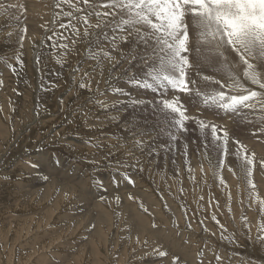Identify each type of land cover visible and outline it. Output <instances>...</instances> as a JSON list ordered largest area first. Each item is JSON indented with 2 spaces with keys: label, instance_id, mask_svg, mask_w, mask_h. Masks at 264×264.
<instances>
[{
  "label": "rangeland",
  "instance_id": "1",
  "mask_svg": "<svg viewBox=\"0 0 264 264\" xmlns=\"http://www.w3.org/2000/svg\"><path fill=\"white\" fill-rule=\"evenodd\" d=\"M35 1L0 0V264H264V11Z\"/></svg>",
  "mask_w": 264,
  "mask_h": 264
},
{
  "label": "bare ground",
  "instance_id": "2",
  "mask_svg": "<svg viewBox=\"0 0 264 264\" xmlns=\"http://www.w3.org/2000/svg\"><path fill=\"white\" fill-rule=\"evenodd\" d=\"M27 1H29V0H27ZM32 1H33V0H31V2H32ZM34 1H35V0H34ZM39 1H41V0H39ZM95 1H96V0H95ZM100 1H101V0H100ZM100 1H99V2H100ZM102 1H104V0H102ZM109 1H110V0H109ZM109 1H108V2H109ZM112 1H113V0H112ZM112 1H111V2H112ZM117 1H118V0H117ZM132 1H133V0H132ZM134 1H135V0H134ZM134 1H133V2H134ZM150 1H151V0H150ZM152 1H153V0H152ZM231 1H232V4L235 3V5H239V6H241V7L246 6V7H249V8L256 9V10H260V9H262V10L264 11V0H236V1L231 0ZM12 2H13V1H12ZM14 2H15V1H14ZM35 2H36V1H35ZM37 2H38V1H37ZM91 2H92V1H91ZM113 2H115V1H113ZM118 2H119V1H118ZM123 2H124V1H123ZM129 2H130V1H129ZM138 2H139V1H138ZM147 2H148V1H147ZM10 3H11V2H10ZM19 3H21V2H19ZM19 3H18V4H19ZM33 3H34V2H33ZM7 4H8V3H7ZM16 4H17V3H16ZM22 4H23V3H22ZM110 4H111V6H113V5H112L113 3H110ZM110 4H109V5H110ZM116 4H117V2H116ZM123 4H124V3H123ZM127 4H128V3H127ZM131 4H132V5H131ZM131 4H130V6L134 7L133 3H131ZM140 4H141V3H140ZM142 4H143V3H142ZM232 4H231V5H232ZM20 5H21V4H20ZM26 5H27V4H26ZM9 6H10V5H9ZM120 6H121V3H120ZM122 6H123V5H122ZM125 6H126V5H125ZM142 7L144 8V6H142ZM145 7H147V6H145ZM148 7H149V6H148ZM193 7H194V6H193ZM90 8H91V7H90ZM93 8H94V7H93ZM106 8H108V7H106ZM119 8H120V7H119ZM135 8H136V9L138 8V10H139V7H134V9H135ZM156 8H157V7H156ZM190 8H191V7H190ZM108 9H109V8H108ZM110 9H111V8H110ZM122 9H123V8H122ZM125 9H126V8H125ZM146 9H147V8H146ZM192 9H194V8H192ZM201 9H202V8H201ZM206 9L208 10V9H210V8L206 7ZM206 9H205V10H206ZM111 10H113V9H111ZM120 10H121V9H120ZM128 10H129V9H128ZM132 10H133V9H132ZM181 10H182V9H181ZM105 11H106V14H107V15H108V13L111 12L110 10H105ZM116 11H118V10H116ZM139 11H141V9H140ZM145 11H147V10H145ZM149 11H150V10H149ZM183 11H184V10H183ZM197 11H198V10H197ZM123 12H125V11H123ZM123 12H122V13H123ZM142 12H143V11H142ZM147 12H148V11H147ZM151 12H152V11H151ZM178 12H180V11H178ZM184 12H185V11H184ZM186 12H187V11H186ZM194 12H195V13H194V15H195V14H196V11H194ZM114 13H115V12H114ZM144 13H145V12H144ZM149 13H150V12H149ZM149 13H147V14H149ZM154 13H155V12H154ZM188 13H189V12H188ZM208 13H209V12H207V13H204V12H203V13H201V12H197L198 16H201V14H203V15L206 16V17H207V15H208ZM110 14H111V13H110ZM116 14H119V13L116 12ZM120 14H121V13H120ZM125 14H126V13H124L123 16H124ZM128 14H129V13H128ZM147 14H146V15H147ZM151 14H152V13H151ZM151 14H150V15H151ZM155 14H156V13H155ZM178 14H179V13H178ZM182 14H183V13H182ZM111 15H112V14H111ZM142 15H143V14H142ZM150 15H149V16H150ZM152 15H153V14H152ZM152 15H151V16H152ZM157 15H158V14H157ZM191 15H193V14H191ZM116 16H118V15H116ZM125 16H126V15H125ZM125 16H124V18H125ZM170 16H171V15H170ZM170 16H169V17H170ZM174 16H175V15H174ZM174 16H173V17H174ZM185 16H186V15H185ZM126 17H127V16H126ZM144 17H146V16L144 15ZM152 17H154V16H152ZM157 17H158V16H157ZM171 17H172V16H171ZM186 17H187V16H186ZM111 18H112V17H111ZM111 18L108 17V19L110 20V24H111L112 29L115 28V31H116L115 34H114V37H115V38H116V37H121V38H123V37H127L126 33L124 32L125 30L122 29V28H120L118 25L115 24V22H116L117 20L114 21V19H111ZM113 18H114V17H113ZM184 18H185V17H184ZM192 18H193V17H192ZM116 19H117V18H116ZM147 19H148V18H147ZM154 19H156V18H154ZM154 19H153V20H154ZM157 19H158V18H157ZM159 19H160V18H159ZM182 19H183V18H182ZM193 19H194V18H193ZM205 19H206V18H205ZM205 19H204L203 16H202V18H198V17H196V19H194L192 23H193V25H195V26H196L197 24H203V22H205ZM136 20H137V19H135V21H136ZM187 20H190V18L188 19V17H187ZM187 20H186V21H187ZM147 21H148V20H147ZM147 21H146V22H147ZM149 21H150V19H149ZM156 21H157V20H156ZM158 21H159V23H161V25L163 24L164 27L166 26L167 23H169V22H168L169 20H166V19H165V20L162 19V20H158ZM171 21H172V20H171ZM126 22H127V21H126ZM136 22H137V21H136ZM138 22H139V21H138ZM141 22H142V21H141ZM151 22H152V20H151ZM153 22H154V21H153ZM128 23H129V22H128ZM131 23H133V22H131ZM144 23H145V22H144ZM155 23H156V22H155ZM157 23H158V22H157ZM157 23H156V24H157ZM185 23H187V22H185ZM185 23H183V24H185ZM148 24H149V23H148ZM156 24H155V25H156ZM180 24H181V23H180ZM183 24H182V25H183ZM189 24H191V20H190V23H189ZM189 24L187 23V25H189ZM139 25H140V24H139ZM133 26H134V25H133ZM137 26H138V25H137ZM143 26H144V25H143ZM147 26H148V25H147ZM149 26H150V24H149ZM152 26H154V25H152ZM156 26H157V25H156ZM163 26H162V27L159 26V27L162 29V28H164ZM170 26H171V29H172V25H170ZM175 26H176V25H175ZM185 26H186V25H185ZM185 26H184V27H185ZM190 26H191V25H190ZM190 26H189V28H191ZM144 27H145V26H144ZM173 27H174V26H173ZM201 27H202V25H201V26H197L196 28H195V27L193 28V29H197V28H198V30H197V32H196V35H197V33L201 30ZM138 28H139V27H138ZM138 28H137V29H138ZM145 28H146V27H145ZM151 28H153V27H151ZM151 28L148 27V29H150V30H151ZM169 28H170V27H169ZM169 28H168V29H169ZM174 28H175V27H174ZM182 28H183V27H182ZM139 29H140V28H139ZM141 29H143V28H141ZM161 29H159V31H160ZM164 29H165V28H164ZM175 29H176V28H175ZM175 29H174V30H175ZM178 29H180V28H178ZM135 30H136V29H135ZM154 30H155V28L152 29V32H153ZM165 30H166V29H165ZM165 30H164V31H165ZM172 30H173V29H172ZM172 30H171V31H172ZM126 31H127V30H126ZM141 31H142V30H141ZM144 31H145V30H144ZM146 31H148V30H146ZM155 31H156V30H155ZM155 31H154V34L156 33ZM167 31H168V30H167ZM167 31H165V32L167 33ZM149 32H150V31H149ZM157 32H158V31H157ZM178 32H179V31H178ZM107 33H108V32H107ZM112 33H113V32H112ZM131 33H133V32H131ZM138 33H139V32H138ZM138 33H137V34H138ZM141 33H143V32H141ZM145 33H146V32H145ZM145 33H144V34H145ZM158 33H159V32H158ZM161 33H162V32H160V34H161ZM169 33H170V32H169ZM169 33H168V35H169ZM172 33H174V32H172ZM172 33H171V34H172ZM135 34H136V33H135ZM135 34H134L133 36H135ZM137 34H136V35H137ZM144 34L141 35V36H144ZM147 34H148V33H147ZM149 34L151 35V32H150ZM163 34H164V33H163ZM199 34H200V33H199ZM204 34H205V33H204ZM204 34L201 33V35H204ZM236 34L239 35V32H237ZM236 34H234V35H236ZM112 35H113V34H112ZM138 35H139V34H138ZM166 35H167V34H166ZM173 35H177V34H173ZM109 36H110V35H109ZM131 36H132V35H131ZM145 36H147V35H145ZM164 36H165V35H164ZM179 36H180V35H179ZM106 37H107V36H106ZM137 37H140V36H137ZM155 37H156V34H155ZM159 37H160V36H159ZM172 37H173V36H172ZM175 37H176V36H175ZM175 37H174V38H175ZM182 37H183V36H182ZM204 37H205V35H204ZM135 38H136V37H135ZM140 38H141V37H140ZM143 38H144V37H143ZM146 38H147V37H146ZM176 38H179V37H176ZM183 38H184V37H183ZM199 38H200V37H199ZM129 39H130V38H129ZM144 39H145V38H144ZM147 39H148V38H147ZM162 39H163V35H162ZM180 39H182V38L176 39V41H178V40H180ZM185 39H186V38H185ZM131 40H132V39H131ZM134 40H135V39H134ZM136 40H138V39H136ZM139 40H140V39H139ZM141 40H142V38H141ZM155 40H156V39H155ZM163 40H164V39H163ZM173 40H174V39H173ZM182 40H183V39H182ZM202 40H203V39H202ZM123 41H124V40H123ZM145 41H146V39H145ZM145 41H142V43H146ZM151 41H152V40H151ZM151 41H149V42L151 43ZM157 41H160V40H157ZM157 41H155V42H157ZM164 41H165V40H164ZM166 41H167V40H166ZM200 41H201V38H200ZM203 41H204V40H203ZM207 41H209V40H207ZM128 42H129V40H128ZM130 42H131V41H130ZM130 42H129V44H130ZM138 42H139V41H138ZM152 42H153V41H152ZM160 42H161V41H160ZM184 42H185V41H184ZM188 42H189V41H188ZM123 43H125V42H123ZM169 43H170V42H169ZM173 43H174V42H173ZM177 43H178V42H177ZM179 43H181V42H179ZM208 43H209V42H208ZM125 44H126V43H125ZM132 44H133V42H132ZM136 44H137V42H136ZM146 44H147V43H146ZM153 44H154V43H153ZM162 44H163V42L161 43V48H162V46H163V48H164V45H162ZM175 44H176V43H175ZM183 44L185 45V43H183ZM147 45H149V43H148ZM156 45H157V44H156ZM166 45H167V44L165 43V47H166ZM186 45H187V43H186ZM186 45H185V46H186ZM189 45H190V43H189ZM123 46H124V45H123ZM123 46H122V47H123ZM133 46H134V45H133ZM136 46H138V45H136ZM144 46H145V45H144ZM153 46H154V45H153ZM174 46H175V45H174ZM205 46H206V45H205ZM142 47H143V46H142ZM142 47H140V50H141ZM148 47H149V46H148ZM151 47H152V46L150 45V48H151ZM129 48H130V47H129ZM132 48H133V47H132ZM132 48H131V49H132ZM135 48H136V47H135ZM144 48L146 49L147 47H144ZM144 48H143V49H144ZM152 48H153V47H152ZM158 48H160V46H158ZM170 48H171V47H170ZM186 48H187V47H186ZM208 48H209V47H208ZM143 49H142V51H143ZM145 49H144V51H146ZM147 49H148V48H147ZM153 49H154V48H153ZM164 49H166V48H164ZM168 49H169V48H168ZM171 49H172V48H171ZM171 49H170V52H171ZM178 49H179V51H180L181 48H178ZM202 49H203V48H202ZM132 50H134V48H133ZM172 50L174 51V49H172ZM175 50H176V49H175ZM181 50H182V49H181ZM209 50H210V49H209ZM128 51H130V50L128 49ZM128 51H127V52H128ZM173 51H172V53H173ZM179 51H177V53H178ZM185 51H188V49L185 50ZM185 51H180V52L183 53V52H185ZM203 51H204V50H203ZM136 52H137V51H136ZM138 52H140V51H138ZM147 52H148V51H147ZM152 52H153V51H152ZM152 52L149 53V54L153 55ZM165 52H167V51L165 50ZM165 52H162V53H165ZM180 52H179V53H180ZM207 52H209V51H207ZM130 53H131V52H130ZM142 53H143V52H142ZM145 53H146V52H144V54H145ZM154 53H155V52H154ZM168 53H169V52H168ZM175 53H176V52H175ZM185 53H186V52H185ZM159 54H160V53H159ZM126 55H127V54H126ZM133 55H134V54H133ZM147 55H148V54H147ZM163 55H164V54H162V57H163ZM166 55H168V54H166ZM169 55H170V54H169ZM198 55H199V54H198ZM131 56H132V55H131ZM141 56H142V55H141ZM158 56H159V58H160V55H158ZM174 56H175V55H174ZM207 56H208V55H207ZM125 57H126V56H125ZM134 57H135V56H134ZM143 57H144V56H143ZM162 57H161V60L163 59ZM164 57H165V55H164ZM167 57H168V56H167ZM171 57H172V56H171ZM180 57H181V56H180ZM130 58H131V57H130ZM141 58H142V57H141ZM153 58H154V57H153ZM196 58H198V56H197ZM200 58H201V57H200ZM145 59H146V58H145ZM145 59H143V60H145ZM165 59H166V57H165ZM167 59H168V58H167ZM174 59H175V58H174ZM188 59H190V58H188ZM208 59H209V58H208ZM218 59H219V58H218ZM141 60H142V59H141ZM151 60H152V59H151ZM197 60H198V59H197ZM137 61H138V59H137ZM165 61H166V60H165ZM171 61L175 62V61L172 60V59L170 60V62H171ZM185 61H186V60H185ZM190 61H191V60H190ZM218 61H219V60H218ZM131 62H132V61H131ZM186 62H187V61H186ZM146 63H147V62H146ZM196 63H199V62H196ZM202 63H203V62H202ZM202 63H201V64H202ZM147 64H148V63H147ZM201 64H200V66H201ZM220 64H221V63H220ZM142 65H143V64H142ZM153 65H154V63H153ZM179 65H180V64H179ZM221 65H222V64H221ZM145 66H146V65H145ZM148 66H149V64H148ZM157 66H158V65H157ZM168 66H169V59H168ZM171 66H172V65H171ZM180 66H181V65H180ZM189 66H192V64L188 65V67H189ZM198 66H199V65H198ZM200 66H199V67H200ZM121 67H122V66H121ZM135 67H136V66H135ZM150 67H151V66H150ZM181 67H182V66H181ZM192 67H193V66H192ZM192 67H190V68H192ZM196 67H197V66H196ZM196 67H195V68H196ZM202 67L204 68V65H203ZM202 67H201V68H202ZM138 68H139V67H138ZM152 68H153V67H152ZM155 68H156V67H155ZM179 68H180V67H179ZM184 68L186 69V66H185ZM184 68H183V69H184ZM121 69H122V68H121ZM147 69H150V68H147ZM139 70H142V69L140 68ZM153 70H154V69H153ZM173 70H174V69H173ZM179 70H180V69H179ZM186 70H187V69H186ZM190 70H191V69H189V70L186 71V72H187L188 74L190 73V75H191ZM149 71H151V70H149ZM171 71H172V70H171ZM178 72H179V71H178ZM182 72H183V71H181V73H182ZM161 73H162V72H161ZM173 73H174V71H173ZM176 73H177V72H176ZM222 73H223V72H222ZM222 73H221V74H222ZM225 73H226V72H225ZM225 73H224V74H225ZM149 74H151V72H150ZM155 74H157L156 71H155ZM199 74H200V73H199ZM203 74H204V73H203ZM224 74H222V76H223ZM228 74H230V73H228ZM228 74H227V75H228ZM168 75H169V74H168ZM182 75H183V74H182ZM209 75H210V74H209ZM155 76H156V75H155ZM161 76H162V74H161ZM178 76H179V75H178ZM192 76H193V75H192ZM197 76H198V75H197ZM210 76H211V75H210ZM210 76H209V78H210ZM220 76H221V75H220ZM225 76H226V75H225ZM170 77H171V76H170ZM189 77H190V76H189ZM189 77H188V78H189ZM203 77H204V76H203ZM207 77H208V75H207ZM230 77H231V76H230ZM234 77H235V76H234ZM194 78H195V76H194ZM204 78H205V77H204ZM209 78H207V79H209ZM216 78H217V77H216ZM225 78H226V77H225ZM160 79H161V78H160ZM198 79H199V78H198ZM200 79H202V77H201ZM210 79H212V78H210ZM227 79H228V78H227ZM235 79H236V78H235ZM181 80H182V79H181ZM191 80H193V79H191V77H190V79H188V86L186 85L185 87H189V88H190V86L192 85V82H191V84H190L189 81H191ZM221 80H223V79L221 78ZM173 81H174V80H173ZM201 81H203V80H201ZM211 81H212V80H211ZM211 81H210V82H211ZM223 81L225 82V80H223ZM223 81H222V82H223ZM229 81H230V80H229ZM171 82H172V81H171ZM176 82H177V81H176ZM213 82H215V80H214ZM231 82H232V81H231ZM162 83H164V82H162ZM179 83H180V82H179ZM198 84H199V83H198ZM202 84H203V83H202ZM211 84H212V83H211ZM225 84H227V83L225 82ZM228 84H229V83H228ZM228 84H227V85H228ZM231 84H232V83H231ZM145 85H146V84H145ZM204 85H205V84H204ZM227 85H226V86H227ZM232 85H234V84H232ZM180 87H182V86H180ZM223 87H224V86H223ZM182 88H183V87H182ZM232 88H233V87H232ZM179 89H180V88H179ZM183 89H184V88H183ZM208 89H209V87H208ZM158 90H159V89H158ZM185 90H186V88H185ZM159 91H160V90H159ZM161 91H162V90H161ZM188 92H189V91H188ZM163 93H164V92H163ZM167 93H168V92H167ZM188 94H190V93H188ZM250 94H251V93H250ZM167 95H168V94H167ZM167 95H166V96H167ZM170 95H171V94H170ZM173 95L175 96V94H173ZM173 95H172V97H173ZM178 95H179V94H178ZM162 96H163V95H162ZM168 96H169V95H168ZM176 97H179V96H176ZM179 98H180V97H179ZM175 99H176V98H175ZM124 100H125V99H124ZM183 101H184V100H183ZM243 101H244V100H243ZM176 102H177V101H176ZM159 103H160V101H159ZM167 103H168V102H167ZM181 103H182V102H181ZM252 104H253V103H252ZM185 106H186V105H185ZM251 107H252V106H251ZM119 108L121 109V107H119ZM117 109H118V108H117ZM208 110H209V109H208ZM185 111H186V110H185ZM203 113H204V111H203ZM173 114H174V113H173ZM192 114H193V113H192ZM173 116H174V115H173ZM206 117H207V116H206ZM207 118H208V117H207ZM210 118H211V117H210ZM209 120H210V119H209ZM247 120H248V119H247ZM128 121H129V120H128ZM130 122H131V121H130ZM133 122H134V121H133ZM213 122H214V121H213ZM256 123H257V122H256ZM132 125H133V124H132ZM254 126H255V125H254ZM252 127H253V126H252ZM252 127H251V128H252ZM255 127H256V126H255ZM135 128H136V127H135ZM259 133H260V132H259ZM259 135H260V134H259ZM262 136H263V135H262ZM257 139H258V138H257ZM259 139H260V138H259ZM251 140H252V139H251ZM245 141H246V140H245ZM256 141H257V140H256ZM258 142H259V141H258ZM254 143H255V141H254ZM256 143H257V142H256ZM257 144H258V143H257ZM246 145H247V144L245 143V146H246ZM254 145H256V144H254ZM257 147H260V146H256V148H257ZM234 149H235V148H234ZM259 149H260V148H259ZM246 150H247V148H246ZM243 151H244V150H243ZM254 151L257 152V150H254ZM259 151H260V150H259ZM261 152H262V151H260V153H261ZM252 153H254V152H252ZM262 153H263V152H262ZM262 153H261V154H262ZM254 154H255V153H254ZM256 154H257V153H256ZM262 155H264V154H262ZM260 158H261V157H260ZM263 158H264V157H263ZM261 162H262V165H263V164H264V163H263V160H262ZM255 165H256V164H255ZM255 165H254V166H255ZM258 166H259V165H258ZM263 166H264V165H263ZM47 167H48V166H47ZM255 167H256V166H255ZM259 167H260V166H259ZM55 170H56V169H55ZM52 184H53V183H52ZM47 185H48V183H47ZM49 187H50V186H49ZM50 188H51V187H50ZM51 190H52V189H51ZM40 192H41V190H40ZM157 217H158V216H157ZM174 230H175V229H174ZM181 236H182V235H181ZM190 237H191V236H190ZM180 238H181V237H180ZM185 250H186V249H185ZM187 251H188V250H187ZM193 254H194V253H193ZM195 257H196V256H195ZM209 258H210V257H209ZM207 260H208V259H207ZM212 260H213V259H212Z\"/></svg>",
  "mask_w": 264,
  "mask_h": 264
}]
</instances>
